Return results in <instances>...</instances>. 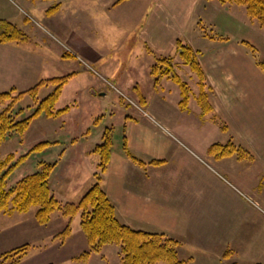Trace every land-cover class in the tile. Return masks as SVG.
Wrapping results in <instances>:
<instances>
[{
  "label": "rangeland",
  "instance_id": "374dc122",
  "mask_svg": "<svg viewBox=\"0 0 264 264\" xmlns=\"http://www.w3.org/2000/svg\"><path fill=\"white\" fill-rule=\"evenodd\" d=\"M56 2L58 0L44 3L45 9L41 15L23 8L18 0H10L21 14L13 24L28 40L23 44H6L29 45L37 51L42 48L48 51V56L42 63L34 62L31 65L35 75L33 80L23 84L14 83L0 93L11 88L18 92L26 91L41 80L50 78L69 76V79L53 107L54 113L68 107L66 112L56 113L52 117L42 113L31 121L23 134L14 131L1 143L0 160L12 154L10 165H16L9 176L8 187L14 186L24 176L40 171L45 163L56 162L49 179V189L59 204L77 203L89 189L91 181L95 183L91 173L97 171L100 159L93 152L96 145L101 143L108 131L114 150L118 151L120 142L124 143L123 136L127 137L123 131L127 129L128 120L124 117L134 113L136 121L142 124L144 120L161 130L177 147L175 164L171 165L183 166L191 174L188 177L193 178V182L203 185L202 194L209 192L222 196L227 205L236 211L240 223L244 222L256 231L259 229L264 238V145L253 147L250 137L249 153L254 156L250 160L240 159L230 152L224 156L203 154L200 146L215 137L208 131L200 133L203 126H214L218 137L212 144L232 143L238 146V142L234 138L231 140L228 132H221L220 124L212 122L211 114L200 118L201 111L196 99L199 91L197 76L189 66L183 64L175 48L169 57H172L176 73L188 88L187 109L192 111L189 116L179 114L182 110L179 86L166 77L155 83L154 77L150 75V69L157 63L159 55L134 39L125 40L123 36L126 29L118 23L107 27L105 21L108 17L104 18L100 13L97 14V21L92 22L87 13V20L81 22L83 28H75L73 20L62 24L59 21V9L52 15L46 14L49 7L59 5ZM204 6H201L204 16L188 25V34L196 35L198 32L215 38H227L231 35L229 30L234 28L237 35L244 34L242 40L254 46L257 60H264V30L257 21L250 19L245 7L227 4L220 8L208 6L206 11ZM54 15V19L48 21L47 16ZM126 19L121 13L116 17V21ZM234 20L240 25L234 24ZM98 22L102 26L97 28ZM94 28H97L96 36L90 38L95 32ZM69 30L74 34L83 32L85 35L82 38L78 34L68 37L66 32ZM75 39L81 42L73 43ZM245 50L252 58L248 49ZM66 54H71L73 58H64ZM99 85L102 86L101 91ZM55 88L52 84L40 86L34 97L25 95L15 102L8 116L11 115L17 121L29 117ZM102 92L106 97L100 96ZM8 103L0 105V113ZM18 111L19 114H16ZM168 120H176L187 136H177L176 127L169 125ZM206 121L209 125L205 124ZM219 121L225 126L224 122ZM41 142L48 145L32 150ZM189 188H180L181 195H191L193 188ZM37 209L31 207L26 213L0 214V255L27 244L28 253L16 264H121L117 245H103L98 251H92L80 227L78 214L67 218L55 211L42 224L36 219ZM16 214L27 215L23 216L27 219H21ZM2 245H8V248ZM259 251H264V243ZM222 253L223 256L228 255L224 256L228 260L227 264H243L241 256H235L232 246L225 247Z\"/></svg>",
  "mask_w": 264,
  "mask_h": 264
},
{
  "label": "crops",
  "instance_id": "0c3cea01",
  "mask_svg": "<svg viewBox=\"0 0 264 264\" xmlns=\"http://www.w3.org/2000/svg\"><path fill=\"white\" fill-rule=\"evenodd\" d=\"M18 1L23 8L41 15L45 9L44 3H53V0ZM60 1L58 12H61L59 21L62 24L73 20L75 28H83L81 22L87 20V13L91 22L97 21V14L100 13L102 17H108L105 21L107 27L118 23L126 29L123 36L125 40L138 41V44L152 49L160 58L169 57L178 40L188 44L193 51L199 52L197 61L208 86L212 88L208 96L212 109L209 114L216 115L224 122L225 129L219 127L221 132H228L231 140L234 138L237 145L248 152L250 137L253 147L264 145V74L240 45L244 34L237 35V30L233 28L229 30L231 35L227 36V41L209 40L198 32L196 35L188 34V25L204 16L201 6L205 5L207 11L208 6L220 8L225 4L219 6L206 0H121L118 3L117 0ZM119 13L127 19L116 21ZM20 15L10 0H0V20L13 24ZM55 16H47L48 21L51 22ZM76 21L80 25H76ZM234 24L240 25L235 20ZM234 24L231 22L232 27ZM99 26L102 24L98 22L97 28ZM97 28H94L95 32L90 38L96 36ZM66 34L68 37L78 34L81 38L85 35L83 32L74 34L70 30ZM72 42L81 41L75 39ZM47 56L48 51L42 48L37 51L29 45L0 44V91L14 83L23 84L33 80L35 75L31 65L34 62L42 63ZM99 87L101 91L102 86ZM100 96L104 98L106 94L102 92ZM181 113L189 116L192 111L180 110ZM204 117L207 115L200 112V118ZM124 118L128 124L123 131L127 137L123 136V140L130 153L143 165L132 162L121 153L123 143L118 145V151L112 145L111 161L102 175L100 186L114 205L117 219L132 229L175 238L181 243L178 255L181 260H187L186 264H227L228 260L222 251L230 246L235 256H241L243 264H264V251H259L264 243L261 231H256L244 222L240 223L236 211L219 194H202L203 185L193 182V178L188 177L191 174L183 166L171 165L175 164L177 147L161 130L144 120L142 124L139 123L134 119V113ZM168 124L176 127L177 136H187L176 120ZM205 124L209 125L207 121ZM206 131L215 134L214 139L218 137L214 126H203L199 132ZM214 139L200 146L203 154L209 153ZM155 161L159 163H152ZM96 172L91 173L92 179ZM190 186L193 193L182 196L180 188ZM16 215L27 219L23 218L27 215ZM4 246L8 248V245Z\"/></svg>",
  "mask_w": 264,
  "mask_h": 264
},
{
  "label": "trees",
  "instance_id": "16d2710c",
  "mask_svg": "<svg viewBox=\"0 0 264 264\" xmlns=\"http://www.w3.org/2000/svg\"><path fill=\"white\" fill-rule=\"evenodd\" d=\"M35 1V0H31ZM121 0H118L120 2ZM215 1L221 4H235L245 7L246 13L250 19L255 20L264 30V0H206ZM117 2V3H118ZM59 5L49 7L46 10L47 15L56 13ZM207 39L211 40H226L223 36L215 38L211 35L202 33ZM27 36L19 30L14 24L6 20H0V44L15 43L23 44L27 42ZM227 41V40H226ZM240 45L244 49H248L253 60L256 62V67L264 74V60H257L256 49L247 40H242ZM176 52L180 60L186 66H189L191 71L197 76L196 86L199 88L197 94V103L202 115L212 113L209 104L208 96L212 92V88L208 86L206 77L203 73L200 63L197 61L199 52H195L192 48L180 40L176 42ZM64 58H73L71 54L64 55ZM172 57L157 58V63L153 64L150 69L151 77H154L155 83L158 80L166 77L177 84L181 89L180 106L182 110H187L189 92L187 86L182 82L180 76L176 73ZM69 76L50 78L41 80L34 87L26 91L18 92L15 88L0 93V105L9 102L3 111L0 113V145L12 133L19 132L23 134L29 127L31 121L44 113L46 117H52L56 113L62 114L68 110L65 107L61 111L53 112V107L57 102L62 87L67 83ZM52 84L56 86L54 91L47 95L41 102L39 108L23 120L17 121L9 115L15 102L25 95L35 96L40 86ZM19 114V111L16 112ZM212 122L220 124L221 130L225 126L219 121L216 115L212 116ZM107 131L103 135L101 143L97 144L94 153L99 156L97 172L94 174L95 183L86 191L77 203L59 202L54 198L49 189V179L56 168V162L53 164L45 163L43 168L33 174L24 176L14 186L8 187L9 176L13 172L16 165H10L13 155L9 154L4 160H0V214H11L12 212L26 213L31 207H37L36 219L39 223H46L50 215L58 211L63 217L72 218L79 215L80 227L85 235L88 245L92 251H98L103 245H117L120 248L121 264H156L164 262L166 264H185L186 260H181L178 255V249L181 243L175 238L168 237L164 234L150 233L141 230L132 229L122 223L116 217L115 207L102 190L100 181L106 167L110 161L112 154V139ZM48 145L46 142L38 143L32 150L40 149ZM230 148V149H228ZM122 151L132 162L143 165V162L134 157L128 150V146L124 142ZM209 154L224 156L226 152L235 153L240 159H253L247 150L241 146H236L232 143L219 145L214 143L209 148ZM152 163H159L155 161ZM29 250V245L25 244L11 251L0 255V264H16L18 263ZM227 257L228 255H224ZM261 264V263H255Z\"/></svg>",
  "mask_w": 264,
  "mask_h": 264
}]
</instances>
